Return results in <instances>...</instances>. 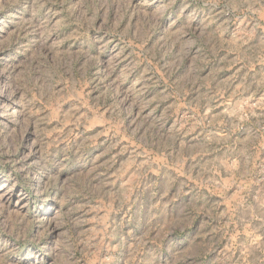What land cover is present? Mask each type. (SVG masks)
<instances>
[{
	"label": "rangeland",
	"instance_id": "374dc122",
	"mask_svg": "<svg viewBox=\"0 0 264 264\" xmlns=\"http://www.w3.org/2000/svg\"><path fill=\"white\" fill-rule=\"evenodd\" d=\"M0 264H264V0H0Z\"/></svg>",
	"mask_w": 264,
	"mask_h": 264
}]
</instances>
